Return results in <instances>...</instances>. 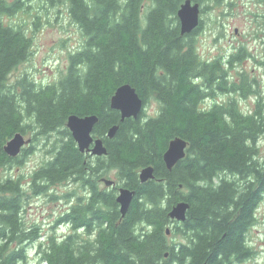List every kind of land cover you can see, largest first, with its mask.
I'll list each match as a JSON object with an SVG mask.
<instances>
[{
    "label": "trees",
    "instance_id": "16d2710c",
    "mask_svg": "<svg viewBox=\"0 0 264 264\" xmlns=\"http://www.w3.org/2000/svg\"><path fill=\"white\" fill-rule=\"evenodd\" d=\"M60 1L84 40L69 51L65 72L42 85L26 75L8 81L30 54L31 40L20 25L1 18L22 10V3L0 0V169L24 163L34 145L17 157L7 155L4 145L17 131L30 133L48 157L31 172L28 197L63 182L80 189L68 193L78 196V204L55 221L69 225L68 232L34 246L37 264H234L248 258L247 232L264 196L257 152L264 95L244 74L237 81L225 68L242 59L243 49L225 63L219 56L202 60L193 36L203 20L191 34L180 32L176 12L184 0ZM193 1L203 13L209 0ZM126 82L144 105L155 99L156 114L142 110L119 121L109 100ZM233 93L255 95V104L242 111ZM222 94L227 98L221 100ZM70 114L97 115L92 135L102 138L106 154L79 151L66 126ZM113 124L118 129L109 138ZM176 137L186 140V153L167 169L162 155ZM147 165L154 177L140 182L138 171ZM112 173L116 186L100 187ZM8 177L0 179V264H26L29 243L41 233L25 226L20 214L27 197L19 178ZM119 185L135 192L124 216L115 201ZM179 200L189 204L182 222L168 216Z\"/></svg>",
    "mask_w": 264,
    "mask_h": 264
},
{
    "label": "rangeland",
    "instance_id": "374dc122",
    "mask_svg": "<svg viewBox=\"0 0 264 264\" xmlns=\"http://www.w3.org/2000/svg\"><path fill=\"white\" fill-rule=\"evenodd\" d=\"M201 13L202 27L194 34V45L202 60H212L219 56L223 63L231 54L243 49V57L225 66L230 78L239 80L244 74L252 81V88L260 89L264 95V2L260 0H225L215 4L212 0ZM202 6V5H201ZM23 9L14 14L2 17L5 24L20 25L31 40V50L27 59L21 62L8 74L9 83L23 75L37 84H48L56 81L65 72L69 51L81 47L84 40L79 28L67 13L66 5L60 0H22ZM254 84V86H253ZM239 99L242 111H249L255 102V95L246 98L231 94ZM220 99H226L225 94ZM159 104L150 97L144 105L145 116L157 113ZM30 137V133H25ZM34 145L23 164L0 169V179L8 175L29 179L31 172L37 168L48 155L41 144L29 142L25 147ZM258 159L264 164V135L257 142ZM105 177V176H104ZM105 178L114 179L113 173ZM117 184V180L114 179ZM100 182V187H105ZM78 185L63 182L52 186L46 194L27 197V225L39 227L40 238L28 246L26 264H37V249L34 246L45 241L50 235L61 238L69 230V225L56 224L55 221L71 204L68 193L80 192ZM24 214V215H25ZM255 222L247 232V245L250 249L248 258L234 264H264V196L255 212ZM174 239L180 240L175 236ZM36 250V251H35Z\"/></svg>",
    "mask_w": 264,
    "mask_h": 264
},
{
    "label": "water",
    "instance_id": "95a60500",
    "mask_svg": "<svg viewBox=\"0 0 264 264\" xmlns=\"http://www.w3.org/2000/svg\"><path fill=\"white\" fill-rule=\"evenodd\" d=\"M199 2L193 0H184L180 4L176 15L179 20V28L181 34H191L201 21ZM109 106L118 110L120 114L119 121L122 122L128 117L136 118L144 109V102L135 88L129 83L120 84L112 94L109 100ZM98 117L95 114H87L79 116L76 114L68 115L66 126L70 130L71 135L76 142L80 152L89 153L91 155L101 156L106 154V147L102 138L94 137L92 130L97 123ZM118 129V124H113L107 131V136L112 138ZM31 141L25 138L24 134L17 131L8 139L4 145V151L11 157L17 156L24 145ZM187 142L183 138L176 137L169 141L166 150L162 155L163 162L167 169H171L180 159L185 156ZM154 177V167L147 165L138 171L140 182H145ZM106 187L113 186L115 181L110 178L102 179ZM134 190L125 186L118 187L115 201L120 205V215L124 216L133 200ZM189 207L188 202L184 200L176 201L168 211V216L176 221L182 222L186 218V211ZM169 233V229L166 230ZM167 256V253H165ZM204 264V263H203Z\"/></svg>",
    "mask_w": 264,
    "mask_h": 264
},
{
    "label": "flooded vegetation",
    "instance_id": "af4514ba",
    "mask_svg": "<svg viewBox=\"0 0 264 264\" xmlns=\"http://www.w3.org/2000/svg\"><path fill=\"white\" fill-rule=\"evenodd\" d=\"M4 2H5V4L7 5V6H9L10 4H14V2H15V0H4ZM19 2H21L22 3V0H19ZM7 14V13H6ZM6 14H3L2 16H1V18L4 16V15H6ZM255 100H256V96H255ZM254 104H255V102H254ZM253 104V105H254ZM21 152H22V150H21ZM21 152L19 153V154H21ZM18 154V155H19ZM17 155V156H18ZM91 155V154H90ZM17 156H15V157H17ZM93 156H96V155H93ZM13 166H15V165H12V166H10V167H13ZM8 178H11V179H16V178H19V190L26 196V197H28V195H30V192H31V185H30V181H28L27 179H22L21 180V178L20 177H16V178H13V177H8ZM102 179V178H101ZM102 181V180H101ZM116 186V185H115ZM111 187H113V186H111ZM111 187H106V188H108V189H110ZM118 187H120V186H118ZM118 187L116 188V192H115V196H116V193H117V190H118ZM29 198V197H28ZM77 199H78V196H74L73 198H72V200L73 201H71V203H73V204H78V202H77ZM24 201V200H23ZM26 201V200H25ZM25 201H24V204H23V210H22V212H21V214H20V217L22 218V220L25 222V226L26 227H31V224L30 225H27L26 224V221L24 220V217L26 216V214H25V212H26V204H25ZM25 214V215H24ZM56 223V222H55ZM33 226H34V228H37V229H39V227H37L36 225H34V224H32Z\"/></svg>",
    "mask_w": 264,
    "mask_h": 264
},
{
    "label": "bare ground",
    "instance_id": "6f19581e",
    "mask_svg": "<svg viewBox=\"0 0 264 264\" xmlns=\"http://www.w3.org/2000/svg\"><path fill=\"white\" fill-rule=\"evenodd\" d=\"M118 208H119V213H120V205H119V203H118Z\"/></svg>",
    "mask_w": 264,
    "mask_h": 264
}]
</instances>
